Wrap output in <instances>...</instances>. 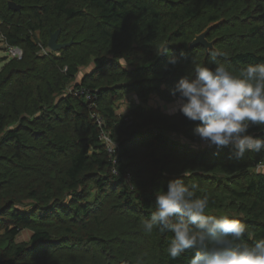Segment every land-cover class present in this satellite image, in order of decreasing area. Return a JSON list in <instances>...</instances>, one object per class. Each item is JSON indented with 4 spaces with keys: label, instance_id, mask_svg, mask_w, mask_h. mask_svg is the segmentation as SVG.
Here are the masks:
<instances>
[{
    "label": "trees",
    "instance_id": "trees-1",
    "mask_svg": "<svg viewBox=\"0 0 264 264\" xmlns=\"http://www.w3.org/2000/svg\"><path fill=\"white\" fill-rule=\"evenodd\" d=\"M214 23L206 35L214 50L188 47ZM57 29L59 43H73L37 56V43ZM0 34L23 51L0 66V264H188L192 253L166 254L171 232L142 228L155 191L183 172L209 212L235 214L253 238L264 237V172L252 171L264 151L229 159L228 147L196 146L199 122L179 111L117 106L132 92L141 103L177 99L169 89L195 64L214 67L211 51L234 71L264 62V0H0ZM165 46L180 57L167 70V56L156 54ZM68 85L97 91L120 177ZM24 230L30 236L19 241Z\"/></svg>",
    "mask_w": 264,
    "mask_h": 264
},
{
    "label": "clouds",
    "instance_id": "clouds-1",
    "mask_svg": "<svg viewBox=\"0 0 264 264\" xmlns=\"http://www.w3.org/2000/svg\"><path fill=\"white\" fill-rule=\"evenodd\" d=\"M156 54L167 56L165 70L180 62L167 46ZM209 55L214 67L195 64L169 89L177 97L172 111L199 122L194 137L218 151L228 147L229 159L241 160L247 153L264 151V135L250 131L254 127L264 131V62L234 71L217 59L223 53L211 51ZM118 63L127 66L122 59ZM126 103L122 114L129 107ZM113 173L120 177L118 165ZM187 175L183 172L167 182L166 190L155 191L154 210L143 221V230L171 232L165 252L173 260L192 253L188 264H264V237L253 238L248 225L235 214L209 212V199L197 196V182L185 183L182 177Z\"/></svg>",
    "mask_w": 264,
    "mask_h": 264
},
{
    "label": "built area",
    "instance_id": "built-area-1",
    "mask_svg": "<svg viewBox=\"0 0 264 264\" xmlns=\"http://www.w3.org/2000/svg\"><path fill=\"white\" fill-rule=\"evenodd\" d=\"M0 42L3 45L4 55L7 59L20 60L22 58V55H23L22 49L18 46L7 44L1 34H0ZM36 54L39 57H49L51 55L58 56L59 52L52 51L51 49H49L47 45H42L41 43H37ZM65 93L72 95L74 97H79L83 99L85 107L89 112L90 118L93 120V122L99 129L98 140L103 145L106 151V154L108 156V159L114 164L115 160L117 161V158H118V150H117L118 143L116 142V150L114 153L113 145L115 141L112 139L110 131L106 127V123H105L103 116L98 111L97 91L92 90L85 86L68 85L65 88ZM263 165L264 164H258L257 169L262 170ZM113 168H112V172H113Z\"/></svg>",
    "mask_w": 264,
    "mask_h": 264
},
{
    "label": "rangeland",
    "instance_id": "rangeland-1",
    "mask_svg": "<svg viewBox=\"0 0 264 264\" xmlns=\"http://www.w3.org/2000/svg\"><path fill=\"white\" fill-rule=\"evenodd\" d=\"M1 43V42H0ZM1 45V44H0ZM1 49H3V50H1ZM2 57H4V48H3V45H1L0 46V66H1V64H2V62H1V59H2ZM89 71V68H87V67H85V68H81V70L79 71V73L77 74V77H76V79L77 80H79L80 79V76L84 73V72H88ZM163 87H165L166 88V86H163ZM130 94L131 93H129L127 96H130ZM132 94H134L133 92H132ZM127 96H125L122 100H120V101H118L117 102V106H118V110L120 111V113L121 112H123L124 111V109L126 108V106H124L125 104V101L127 100L128 101V97ZM136 96V95H135ZM133 99V98H132ZM131 99V100H132ZM176 101H177V99H174L173 101H170V102H168V101H165V100H163V99H161L159 96H157V95H151L149 98H148V100H147V102H145V103H141L140 101L138 102V103H136V104H129V107L127 108V110H126V112L130 109V108H133V107H135L137 104L139 105V104H141V106L144 108V109H148V108H150V107H158V108H160L163 112H165V113H167V114H173V113H175V112H177L178 110H176V111H172L173 110V108L175 107V105H176ZM123 104V105H122ZM121 110H120V109ZM125 112V113H126ZM181 139H182V137H181ZM196 146H198V147H202V148H204V147H206V146H204L203 144H202V142H200L199 144H195ZM117 150H119V145H118V148H117ZM263 164H264V162H263ZM257 165L258 164H256V165H254L253 166V168H252V171L254 170V171H257V172H260V171H262V172H264V165L262 166V170L260 169V170H258L257 169ZM218 214H222V213H227V211L226 210H222V211H218L217 212ZM30 236V232H28V231H26V230H24V231H21V233H20V235L18 236V240L20 241V240H26V239H28V237Z\"/></svg>",
    "mask_w": 264,
    "mask_h": 264
},
{
    "label": "water",
    "instance_id": "water-1",
    "mask_svg": "<svg viewBox=\"0 0 264 264\" xmlns=\"http://www.w3.org/2000/svg\"><path fill=\"white\" fill-rule=\"evenodd\" d=\"M111 1V0H108ZM7 6L9 9L13 10V11H20L21 6L17 5L16 3H14L13 1H7ZM217 23L211 24L208 27H206L201 33L197 34L193 40L188 44L189 48H194L197 46H201L205 49V52L208 53L210 50H214L213 48V43L214 40L212 41H208L206 39V35L208 34L209 30L214 27ZM60 30L57 29L56 31H54L53 33H50L48 41H47V46L49 47V49H51L52 51H60L63 48H66L68 46H70L73 41H69L67 43H59L58 42V36H59Z\"/></svg>",
    "mask_w": 264,
    "mask_h": 264
},
{
    "label": "crops",
    "instance_id": "crops-1",
    "mask_svg": "<svg viewBox=\"0 0 264 264\" xmlns=\"http://www.w3.org/2000/svg\"><path fill=\"white\" fill-rule=\"evenodd\" d=\"M1 45H2V43H0ZM0 45V46H1ZM1 50H3V49H1ZM4 57H5V55H4ZM3 58V57H2ZM82 76V75H81ZM80 76V77H81ZM76 81H78L77 79H76ZM75 81V82H76ZM129 99H128V104H136V103H138L139 102V99L135 96V94H130V96H127ZM133 98V99H132ZM132 99V100H131ZM125 105L124 106H126L127 107V103H126V101H125V103H124ZM123 105V104H122ZM138 105V104H137ZM120 109V108H119ZM121 110V109H120ZM118 112L120 113V111L118 110ZM121 113H123V112H121Z\"/></svg>",
    "mask_w": 264,
    "mask_h": 264
}]
</instances>
